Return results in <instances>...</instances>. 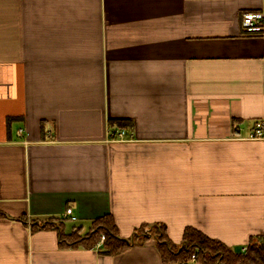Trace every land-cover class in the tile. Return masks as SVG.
Returning a JSON list of instances; mask_svg holds the SVG:
<instances>
[{
    "label": "crops",
    "instance_id": "obj_1",
    "mask_svg": "<svg viewBox=\"0 0 264 264\" xmlns=\"http://www.w3.org/2000/svg\"><path fill=\"white\" fill-rule=\"evenodd\" d=\"M264 0H0V264H164L154 238L116 255L61 246L111 214L234 250L264 239ZM110 119H128L114 139ZM71 208L74 219L63 216ZM23 219V220H22ZM192 264H200L193 261Z\"/></svg>",
    "mask_w": 264,
    "mask_h": 264
},
{
    "label": "trees",
    "instance_id": "obj_2",
    "mask_svg": "<svg viewBox=\"0 0 264 264\" xmlns=\"http://www.w3.org/2000/svg\"><path fill=\"white\" fill-rule=\"evenodd\" d=\"M109 126L130 130L131 122L128 119H110ZM4 216L6 215L0 212V217ZM64 222V219L57 217L33 220L31 230L57 229L61 246L82 245L85 248L94 247L103 235L104 239L98 248L99 252L105 255L119 254L134 244H143L152 237L164 264L184 263L192 256L194 261L200 264H264V239L261 237L251 238L247 250L243 252L241 249H231L221 241L189 226L184 228L181 242L175 244L169 239L166 227L162 223L139 226L131 237L123 238L118 234L117 225L111 214L92 219L84 232L80 226H72L69 233H63Z\"/></svg>",
    "mask_w": 264,
    "mask_h": 264
},
{
    "label": "built area",
    "instance_id": "obj_3",
    "mask_svg": "<svg viewBox=\"0 0 264 264\" xmlns=\"http://www.w3.org/2000/svg\"><path fill=\"white\" fill-rule=\"evenodd\" d=\"M242 26L246 32L251 34H257L264 37V9L259 11L246 12L242 15ZM112 137L117 140L124 139L126 137L125 130L120 129L116 132L111 133ZM249 138L252 139H264V120H259L254 123V127L249 134ZM63 216L74 219L75 216L72 213L71 208H66L64 210ZM104 239L101 235L96 246H100ZM248 244H245L241 250L245 252L247 250ZM194 257L192 256L190 260L180 264H192Z\"/></svg>",
    "mask_w": 264,
    "mask_h": 264
}]
</instances>
